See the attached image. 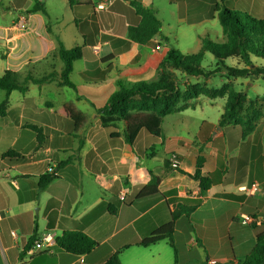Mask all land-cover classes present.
Wrapping results in <instances>:
<instances>
[{"label": "crops", "instance_id": "obj_1", "mask_svg": "<svg viewBox=\"0 0 264 264\" xmlns=\"http://www.w3.org/2000/svg\"><path fill=\"white\" fill-rule=\"evenodd\" d=\"M36 1L47 15L27 13ZM80 1L90 4L0 0V75L57 72L51 82L12 91L0 116V264H99L117 251L123 264L241 263L258 231L253 222H242L243 215L264 218V94L252 98L246 92L262 113L245 136L239 125H219L226 105L221 96H198L163 118L159 136L142 128L132 144L124 137L127 123L119 122L112 137L100 110L120 89L119 80H157L159 63L175 46L195 44L190 52L196 53L206 37L223 41L219 8L260 13L264 0H109L106 9L97 7L98 0ZM134 1L153 8L162 23L146 43L129 36L130 26L140 22ZM20 14L27 15L23 29L16 26ZM60 42L67 49L82 47L70 74L74 88L58 81L64 67ZM249 78L226 82L242 90L237 86L250 85ZM5 97L4 91L0 103ZM63 106L84 122L76 127L57 111ZM173 153L181 159L178 168L170 162ZM199 157L202 176L223 171L203 195L194 177ZM50 166L58 175L47 171ZM152 176L159 178L157 191L144 196ZM254 182L259 189L253 192ZM182 199L201 202L173 220ZM171 221L170 236L140 244ZM65 231H81L97 246L82 255L61 249L56 239ZM45 234L54 238L51 251L29 255Z\"/></svg>", "mask_w": 264, "mask_h": 264}, {"label": "trees", "instance_id": "obj_2", "mask_svg": "<svg viewBox=\"0 0 264 264\" xmlns=\"http://www.w3.org/2000/svg\"><path fill=\"white\" fill-rule=\"evenodd\" d=\"M71 6L78 7L89 5V2L80 0H68ZM140 22L130 26L129 36L135 42L146 43L156 35L162 26L153 8L145 7L142 3L134 1ZM41 11L47 15L43 3L36 1L32 9L27 13ZM218 18L220 20L224 40L213 41L208 37L203 39V47L196 53H183L180 50L170 49L158 66L159 78L150 82L129 83L119 80L120 89L113 93L107 104L100 110L101 124L112 129V137L118 135V123L125 121L127 128L124 132L125 140L132 144L140 129L145 128L151 134L159 136L162 132L163 118L175 111L184 109L191 100L198 96L209 98L226 97L225 110L221 115L219 125H239L245 136L255 126V121L261 116V110L257 108L256 101H248L245 90H237L230 82H224L221 86H207L205 83H181L186 78L201 77L210 79L214 76L232 79L236 77H259L264 76V66L255 65L253 57L264 59V11L260 13L244 11L240 8H219ZM77 17V24L79 23ZM59 55L64 62L63 70L60 72L59 83L69 87H75L70 78L75 60L81 58L82 47L77 45L67 49L61 42L59 44ZM206 52H210L217 61V66L211 70H205L202 62ZM229 57L239 58L243 66L228 65L226 59ZM57 79V72H50L41 77H35L28 73L22 77L21 73L6 70L0 75V89L6 92L5 99L0 103V116L6 114L9 104L8 95L19 90L26 92L30 83L43 84ZM64 116L71 117L76 127H79L84 119L70 107H60L57 110ZM202 158L199 157L197 170L194 174L200 180L202 195L214 183L221 180L222 170L216 171L208 176L201 175ZM159 178L152 176L150 182L144 186L142 195L153 194L157 191ZM178 210L172 214V219L182 214H190L201 202V199H182ZM191 202L186 206V202ZM253 225L258 230L255 237V246L246 256L245 260L238 264H264V218L252 216ZM172 221L153 232L149 237L141 240L140 244L148 246L172 233ZM61 249L76 255L89 253L97 246V242L81 231H65L56 239ZM33 241L31 242V244ZM99 264H123L119 251L115 252L107 260Z\"/></svg>", "mask_w": 264, "mask_h": 264}, {"label": "rangeland", "instance_id": "obj_3", "mask_svg": "<svg viewBox=\"0 0 264 264\" xmlns=\"http://www.w3.org/2000/svg\"><path fill=\"white\" fill-rule=\"evenodd\" d=\"M196 47L197 46H195V44H190L187 46H175L173 49L180 50L184 53H187V52L193 51L192 49H195ZM3 49H4L3 44H2V41L0 40V64H2V62H3V57H2ZM185 51H187V52H185ZM190 53H192V52H190ZM252 59H253L255 65L264 66V59L263 58L253 57ZM226 63L228 65L239 66L240 63H242V61L239 58H228ZM202 66L205 70H211L217 66V61H216L215 57L210 52H206L205 59L202 62ZM226 81H227L226 78H222L220 75L211 77L210 79L209 78L204 79L201 77H199V78L198 77H192V79H190V77H189V78L184 79L183 82L181 83V85L185 86V84H187V83L201 82V83H205L207 86H221ZM249 81L251 83L250 85L245 84V86H242V87L237 86V88L245 90L249 94V96L252 98L256 97L257 95L264 94V76L250 77ZM3 92L4 91L0 89V98L3 94ZM248 215H250V214H248ZM1 256L3 257L2 254H1Z\"/></svg>", "mask_w": 264, "mask_h": 264}, {"label": "built area", "instance_id": "obj_4", "mask_svg": "<svg viewBox=\"0 0 264 264\" xmlns=\"http://www.w3.org/2000/svg\"><path fill=\"white\" fill-rule=\"evenodd\" d=\"M109 0H98L97 7L100 9H106L108 6ZM27 24V15L26 14H20L18 17V20L16 22V26L19 28H25ZM170 162L174 168H178L181 164V159L179 158L177 153H173L170 156ZM49 173L53 175H58L57 169L55 166H50L47 170ZM259 189V183L254 182L250 186L251 191H257ZM243 223H251L253 222V217L251 215H243ZM54 238L50 234L43 235L39 240H37L31 248L28 249L27 253L29 255L35 254L37 251L40 250H47L51 251V247L54 245ZM218 261L216 259H209V264H217Z\"/></svg>", "mask_w": 264, "mask_h": 264}]
</instances>
